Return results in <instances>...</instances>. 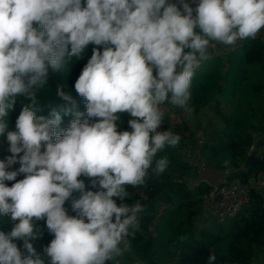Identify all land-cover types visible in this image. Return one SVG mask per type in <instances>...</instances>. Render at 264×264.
Instances as JSON below:
<instances>
[{
	"label": "clouds",
	"instance_id": "1",
	"mask_svg": "<svg viewBox=\"0 0 264 264\" xmlns=\"http://www.w3.org/2000/svg\"><path fill=\"white\" fill-rule=\"evenodd\" d=\"M262 30L264 0H198L195 8L187 0H86L85 7L82 0H0V135L17 97L36 106L50 70H63L90 43L105 45L102 54L94 49L74 85L88 117L98 122H81L83 114L75 112L57 135L59 111L37 118L26 106L18 131L7 133L12 155L0 160V217L19 222L0 231V264H45L32 243L41 236L34 221L45 217L54 235L44 248L49 264H119L145 208L140 201L118 206L114 197L123 201L127 186L159 178L169 167L159 153L181 141L171 129L158 131L161 105L168 102L190 116L192 79L209 49L217 43L235 47ZM57 95L72 102L62 89ZM122 112L135 118L131 132L117 131ZM20 153L19 169L7 171ZM20 173L26 177L6 186ZM81 176L100 190L86 191ZM73 191L81 193L72 204L77 216L64 207ZM216 260L213 252L207 264Z\"/></svg>",
	"mask_w": 264,
	"mask_h": 264
},
{
	"label": "trees",
	"instance_id": "2",
	"mask_svg": "<svg viewBox=\"0 0 264 264\" xmlns=\"http://www.w3.org/2000/svg\"><path fill=\"white\" fill-rule=\"evenodd\" d=\"M177 2V0H172ZM191 7L197 6L198 0H187ZM86 0H82V7ZM195 14V13H194ZM41 31L43 29H40ZM113 47L112 45H108ZM94 49L101 54L105 45L89 44L79 57H73L66 67L58 72L50 70L46 85L37 92V105L32 107L31 101L25 97H17L13 108L5 117L6 130L0 135V160L11 156L8 132H16V121L24 107H30L35 116L50 117L53 110L61 113L62 122L56 128L57 135L63 133L76 118L75 112L83 115L91 125L99 121L97 117H88L85 98L75 90V82L90 61ZM187 51V50H186ZM156 71L153 69V72ZM261 80L253 82L257 74ZM62 89L72 97V102L63 100L57 95ZM192 99L189 104L193 108L190 116L199 119L206 111L212 114L206 119L208 129L206 140L199 145L201 157L219 171L231 168L227 181L238 180L251 186L260 176L264 178V142L260 154L251 155L256 143V136L262 139L264 134V40L257 36L254 40L243 41L224 55L201 62L195 71L191 87ZM218 97L223 99L224 106ZM65 109L72 111L65 114ZM117 131H129V121L135 119L128 112L117 114ZM171 129L181 136L179 145L166 148L159 156L169 158L168 169L159 178H150L147 186L133 188L127 186L130 193L123 201L114 197L117 205L121 203L133 205L140 201L145 210L139 215V227L135 229V238L129 237V249L137 264H159V259L170 261L178 258V264H207V258L213 252L217 256L214 264H252V260L264 246V192L252 187L251 201L244 210L232 218L226 225L214 221L207 226L197 228L196 219L202 215V206L210 194L212 186L201 182L191 188L188 179L195 176L189 163L179 159L178 154L193 146L195 134L187 123H173L170 115L164 113V122L159 130ZM55 141V136L53 137ZM46 150L42 142L41 151ZM17 163L9 166L7 171H17ZM26 174L20 173L15 180L5 181L11 187L23 180ZM85 183V190L99 191L97 185L92 187L91 179L79 177ZM81 193L73 191L65 202L68 215L77 216L72 204L79 199ZM10 217H0V231L10 232L15 223ZM85 222L87 219L85 218ZM41 231L39 239L32 241L38 254L49 264L44 253L54 235L49 232L46 217L34 221ZM181 237H184L181 240ZM23 249V240L15 241ZM106 264H114L108 261Z\"/></svg>",
	"mask_w": 264,
	"mask_h": 264
},
{
	"label": "built area",
	"instance_id": "3",
	"mask_svg": "<svg viewBox=\"0 0 264 264\" xmlns=\"http://www.w3.org/2000/svg\"><path fill=\"white\" fill-rule=\"evenodd\" d=\"M242 42L243 41L238 42L235 47ZM166 109H164V113L167 112ZM262 140L264 141V134ZM187 163L190 164L195 175H202L209 168V164L200 154L191 155ZM251 194L252 185L243 184L238 180H226L222 183L215 184L212 186L210 194L203 203L202 214H205L218 224L226 225L250 203ZM218 196H220L221 199L216 201Z\"/></svg>",
	"mask_w": 264,
	"mask_h": 264
},
{
	"label": "crops",
	"instance_id": "4",
	"mask_svg": "<svg viewBox=\"0 0 264 264\" xmlns=\"http://www.w3.org/2000/svg\"><path fill=\"white\" fill-rule=\"evenodd\" d=\"M260 36L263 40H264V30L261 31V33L258 35ZM170 95V94H169ZM218 100L221 103V107L224 106V102L223 99H221L220 97H218ZM167 109H169L167 107ZM179 112L182 113V118H188L191 120H198L197 116H189L183 109L179 108L178 109ZM168 114L170 115V113L168 112ZM190 126V125H189ZM192 131V129H191ZM162 132V130H161ZM193 133H195L194 131H192ZM205 132H199V135L197 136L196 134V142L193 146L189 147L186 150L181 151L178 154L179 159H181L182 161L188 162L189 161V157L193 154H200L199 151V145L204 142L206 140V138L204 137ZM262 141L261 144H259V142ZM263 140L259 137L256 136V143L254 145L253 150L251 151V155H256V154H260L262 152V145H263ZM256 149H258V152L256 153ZM231 168H227L225 171H219L216 168L209 166V168L202 174V175H195L193 177H191L190 179H188V183L189 186L191 188L197 186L199 183L201 182H205L211 186L218 184V183H222L224 181L227 180L228 175L230 174ZM252 187L259 189L260 192H262V190L264 189V178L263 176H260L256 181H252ZM207 223H203V226H207ZM199 227V228H201ZM119 260V264H137V262L134 260V257L130 251V249H128V251L124 254V256L122 257H118L117 258ZM178 258H175L173 260L170 261H163V259H159V264H178ZM112 262V261H111ZM252 264H264V246L262 247L261 251L257 254L256 257L253 258L252 260Z\"/></svg>",
	"mask_w": 264,
	"mask_h": 264
},
{
	"label": "rangeland",
	"instance_id": "5",
	"mask_svg": "<svg viewBox=\"0 0 264 264\" xmlns=\"http://www.w3.org/2000/svg\"><path fill=\"white\" fill-rule=\"evenodd\" d=\"M179 6V5H178ZM235 47H232V46H225L223 44H220V43H217L215 45L214 48H210L209 49V57L208 59H213L214 57H224V55L226 53H228L229 51L233 50ZM153 75H157V71H154L153 72ZM261 76L257 74H255L253 77H252V81L253 82H258L260 81L261 79ZM169 108V109H166V108ZM161 108L164 110L166 109L167 110V114L168 112L170 113V118H171V121L173 123H187L188 125H190L189 127L192 129V131H194L195 133V138H196V134L197 136L199 135V132H202L203 133L207 131L208 129V124H207V120L208 118L211 117V113L210 111H206V113L204 114L205 117H207L206 119H204V116L201 117L200 119L197 118L198 120H191L189 119V117L186 119V118H182V113L179 112V107H175L173 105H171L170 103L168 102H165L163 105H161ZM161 131V130H159ZM206 135V134H204ZM203 223H207L208 225L211 224V223H214V220L213 219H210L209 217H207L205 214H202L200 215L197 219H196V222H195V225L197 228L201 227L203 225ZM215 224V223H214ZM123 247V245H122Z\"/></svg>",
	"mask_w": 264,
	"mask_h": 264
},
{
	"label": "water",
	"instance_id": "6",
	"mask_svg": "<svg viewBox=\"0 0 264 264\" xmlns=\"http://www.w3.org/2000/svg\"><path fill=\"white\" fill-rule=\"evenodd\" d=\"M262 143V141H260L259 142V144H261ZM256 146V145H255ZM258 152V149H256V153ZM262 192H264V189L262 190ZM221 198H220V196H218L217 198H216V201H219Z\"/></svg>",
	"mask_w": 264,
	"mask_h": 264
}]
</instances>
